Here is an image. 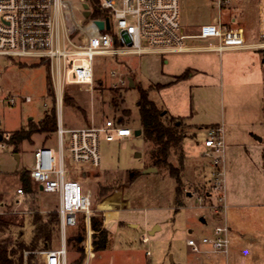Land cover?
I'll return each mask as SVG.
<instances>
[{
	"label": "rangeland",
	"instance_id": "obj_1",
	"mask_svg": "<svg viewBox=\"0 0 264 264\" xmlns=\"http://www.w3.org/2000/svg\"><path fill=\"white\" fill-rule=\"evenodd\" d=\"M229 2L230 5L218 14L214 0H179L181 26L186 33H195L201 25L213 23L219 17L231 27L240 25L250 41L257 40L258 0ZM231 18H235V22H230ZM190 43L214 44L216 39L190 40ZM258 53L249 49L223 50L221 53L205 50L164 55H96L90 89L83 84L64 86L62 97L68 92L85 113L83 118L81 111L62 102L61 121L66 128L98 124L109 118L117 121L121 110L127 107L130 114L123 116L121 124L134 131L139 123L138 88L142 87L148 90V98L162 108L163 113L184 123L186 133L181 141L184 168L178 198L175 197L176 182L167 172L142 174L149 164V142L143 134L134 135L132 132L126 138L110 141L101 135L100 164L85 179L79 177L81 169L71 162L65 149V162L72 169L73 176L84 180L85 188L91 194L93 214L103 217L104 221L103 207L118 202V198L112 195L117 194L121 186V195L128 201L127 207L113 210L117 224L111 230L109 248L99 250L88 264H147L146 261L149 264H207L201 255L187 246L186 240L190 235L188 229L193 231L192 237L200 238L210 235L212 228L222 224L224 219L212 214L211 209L206 205L203 207L197 198V194L204 193L209 184L211 158L203 155L206 150L203 142L207 128L213 125L221 126L224 133L223 164L228 205L225 220L229 229L227 262L264 264V82ZM26 59L27 62L23 63L0 56L2 136L26 126L29 118L40 119L44 110L52 105L57 109L59 90L54 85L53 70L43 59L40 62L36 58ZM111 69L116 70L114 76L110 74ZM187 70L189 73L183 78L173 81L175 75ZM48 74L52 97L46 89ZM128 77L132 78L134 87L127 86ZM120 79L124 81L123 85ZM115 83L123 87L119 109L113 108L109 102L110 88L120 87L114 86ZM8 96L15 98L14 104H7ZM27 96L30 100L26 102L24 98ZM64 137L67 139L66 134ZM30 138L19 145V152H16L18 165L12 147L6 142L0 147V202L5 204L0 209L24 220L34 214L44 218L58 207L56 194L43 192L32 182L22 204L14 203L18 197L15 190L22 186L20 175L32 167L34 149L47 144L58 154L55 133L45 138L43 134L33 133ZM177 153L172 151L169 156L174 166ZM130 169L141 171L132 181L128 178ZM100 186L110 187L111 193L100 195ZM15 210L18 212L13 213ZM201 217L205 222L200 220ZM120 221L123 224H119ZM153 226L158 229L150 234L148 231ZM30 230L27 224L23 235L26 240L30 237ZM74 230L68 228L67 234L71 235ZM144 237H147L146 243L142 242ZM58 245L59 241H56L54 246ZM39 251H34V264L42 263ZM67 251L68 264H73L78 253L70 244H67Z\"/></svg>",
	"mask_w": 264,
	"mask_h": 264
},
{
	"label": "built area",
	"instance_id": "obj_2",
	"mask_svg": "<svg viewBox=\"0 0 264 264\" xmlns=\"http://www.w3.org/2000/svg\"><path fill=\"white\" fill-rule=\"evenodd\" d=\"M259 1V38L247 44L241 27H231L219 17L213 23H204L195 33H186L179 19V0H0V56L47 61L55 74L54 85L59 90L56 96L58 154L48 145L37 146L32 153L30 169V177L37 187H42L39 189L43 192L56 194L58 202L54 214L59 218L60 243L55 248L39 251L42 254L41 264H68L67 229L75 227L80 221L85 225L86 234L83 241L85 255L81 264H88L94 256L90 230L91 194L83 182L73 176L72 169L65 162V149L71 162L81 169L79 177H87L100 164L101 135L110 141L126 138L133 132L127 125L111 118L98 124L66 128L61 121L64 86L83 84L90 89L96 55H164L205 50L221 53L238 48H264V0ZM214 2L218 14L230 5L229 0ZM97 21L103 22L102 29ZM205 38H215L216 43H190V40ZM110 74L114 76L116 70L111 69ZM120 84H124L121 79ZM29 100V96L24 98L26 102ZM6 102L14 104L15 98L8 96ZM8 137L9 133L3 134L5 140ZM203 145L206 149L203 155L211 158L209 164L212 170L207 189L203 195L197 194V198L203 207L206 205L212 214L224 219L222 224L212 228L210 235L196 238L191 236L193 231H190L186 244L194 253L206 257L208 264H228L229 229L225 220L228 205L222 127H208ZM3 146L4 141L1 140L0 147ZM15 191L18 197L14 203L20 205L27 194L22 187H17ZM2 206L5 204L0 202V208ZM0 214L5 212L0 209ZM146 241L147 237L142 238L143 243ZM146 253L149 254V251Z\"/></svg>",
	"mask_w": 264,
	"mask_h": 264
},
{
	"label": "trees",
	"instance_id": "obj_3",
	"mask_svg": "<svg viewBox=\"0 0 264 264\" xmlns=\"http://www.w3.org/2000/svg\"><path fill=\"white\" fill-rule=\"evenodd\" d=\"M258 51L261 56L264 82V48H261ZM6 58L8 60L15 59L23 63L27 62V59L24 60L14 57ZM40 61L42 60H39L38 62ZM188 73L189 70L183 74L175 75L173 81L183 78ZM122 88L123 87L115 89L110 88L111 94L109 95V102L115 109H119L120 104L123 101V98H121ZM150 88L153 87H149V89ZM46 89L49 96L52 97L53 89L51 87L49 74L46 79ZM138 89L136 104L139 123L137 129L141 130V134H143L145 140L149 142V164L147 166L156 167L157 171L163 170L173 178L174 182H176L175 197L178 198L182 189L181 177L184 168L183 149H181V141L186 135L183 130L184 123L182 121L177 122V117L162 113V108L148 98L147 89L142 87ZM62 102L81 111L83 118H85V113L81 105L78 104L68 92L64 93ZM129 114L130 110L127 107L123 108L121 110V116L118 118V122L121 124L123 122V116L128 117ZM56 120V107L55 105H52L50 108L44 110L40 119L34 121L29 118L26 126H22L9 134L8 140H5L3 136L1 139L12 147L13 153L19 152V145L23 141H29L31 139V134L33 133L43 134L44 138L52 133L56 134ZM45 145L47 144H41V146ZM172 151L178 152L176 166L169 161V156ZM140 174L141 171L130 169L128 171V178L132 181ZM20 180L22 184L21 187L25 189V193L30 192V182L34 183L30 177V171L23 172L20 175ZM110 193V187H99L100 195L108 196ZM201 195H203V193H201ZM90 217L92 250L97 252L106 248L109 233L103 227V217L93 213ZM27 224L31 228L28 240L23 236ZM58 224L59 218L54 213H48L44 218L38 214H34L29 220H24L23 218H19L12 214H0V264H34L32 263V260L35 250H48L55 248L54 245L56 241H59L60 243ZM73 228H75V230L71 235L66 233V249L67 244H70L71 248L78 253V257L73 260V264H81L85 254L82 245L86 236L85 225L83 221H80V223Z\"/></svg>",
	"mask_w": 264,
	"mask_h": 264
},
{
	"label": "crops",
	"instance_id": "obj_4",
	"mask_svg": "<svg viewBox=\"0 0 264 264\" xmlns=\"http://www.w3.org/2000/svg\"><path fill=\"white\" fill-rule=\"evenodd\" d=\"M259 4H260V1L258 0V14H259ZM258 17H259V15H257ZM222 20V19H221ZM230 22H235V18H231L230 19ZM239 27H241L240 25H239ZM242 28V27H241ZM259 28H260V17H259V19H258V31H259ZM243 30V29H242ZM243 34H245V31L243 30ZM256 41V40H255ZM245 42L247 43V44H252L254 41H250L249 40V38H248V36H247V34H245ZM249 49H251V50H259V49H256V48H238L237 50H249ZM258 57H259V61L261 60V56H260V54L258 53ZM130 62V61H129ZM130 64V66H131V62L129 63ZM98 169V168H97ZM92 172V171H91ZM157 172V171H156ZM145 173V172H144ZM144 173H142V174H144ZM90 176V172H89V175L87 176V177H89ZM91 176H93V175H91ZM87 177H82L83 179H85V178H87ZM82 181V180H81ZM83 182V185H84V180L82 181ZM122 187V186H121ZM119 188V189H117V194H114V195H112V196H115V197H117L118 199V202H116V204H113L111 207H103V209L105 210V212H104V217H105V219H104V221H103V227L108 231V233H109V238H108V244H107V246H106V248L105 249H108L109 248V246H110V240H111V230H113V228L115 227V225L117 224V223H115V220L113 219V210H116V209H120V208H124V207H127L128 206V201L127 200H125V197H122V195H121V191H122V188ZM187 195H190L189 193H186ZM203 220H202V222H205V220H204V218L203 217H201ZM119 224H123V221H120L119 222ZM156 231V230H155ZM154 231V232H155ZM188 231L190 232L191 231V229H188ZM150 234H153V233H151L150 232V230L148 231ZM104 250V249H103ZM98 252V251H97ZM97 252H95V254H94V256H96L97 255ZM202 259H203V261H205L207 264H208V262H209V260L208 259H206V257H204V256H202ZM146 263L147 264H149V261L147 262L146 261Z\"/></svg>",
	"mask_w": 264,
	"mask_h": 264
},
{
	"label": "water",
	"instance_id": "obj_5",
	"mask_svg": "<svg viewBox=\"0 0 264 264\" xmlns=\"http://www.w3.org/2000/svg\"><path fill=\"white\" fill-rule=\"evenodd\" d=\"M87 13V12H86ZM97 24H98V27L100 28V29H102L103 28V22H101V21H97ZM109 26V24L107 23V25H106V27H108ZM128 86H130V87H134L133 85V80H132V78L131 77H128ZM163 113V112H162ZM178 122V121H177ZM133 134L134 135H140L141 134V130L140 129H135L134 131H133ZM2 138V134L0 133V141L2 140L1 139ZM259 140H260V137H257ZM13 155L15 156V159H16V165H18V162H19V155L17 154V153H13ZM140 154H137V156H139ZM157 171V168L156 167H153V166H148V167H146L145 169H143V173L145 172V173H149V172H156ZM40 187V186H39ZM40 189H42V187H40ZM200 220L202 221L203 219L202 218H200ZM158 229V226H153V228L150 230V232L151 233H154V231L155 230H157Z\"/></svg>",
	"mask_w": 264,
	"mask_h": 264
}]
</instances>
